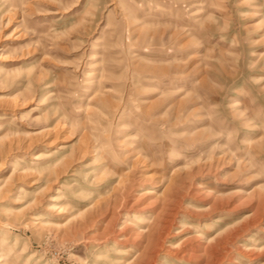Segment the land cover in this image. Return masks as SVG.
Instances as JSON below:
<instances>
[{"label": "rangeland", "instance_id": "374dc122", "mask_svg": "<svg viewBox=\"0 0 264 264\" xmlns=\"http://www.w3.org/2000/svg\"><path fill=\"white\" fill-rule=\"evenodd\" d=\"M0 264H264V0H0Z\"/></svg>", "mask_w": 264, "mask_h": 264}]
</instances>
